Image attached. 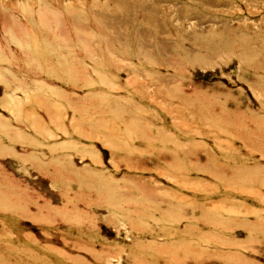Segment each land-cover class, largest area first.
Masks as SVG:
<instances>
[{"label": "rangeland", "instance_id": "obj_1", "mask_svg": "<svg viewBox=\"0 0 264 264\" xmlns=\"http://www.w3.org/2000/svg\"><path fill=\"white\" fill-rule=\"evenodd\" d=\"M0 264H264V0H0Z\"/></svg>", "mask_w": 264, "mask_h": 264}]
</instances>
